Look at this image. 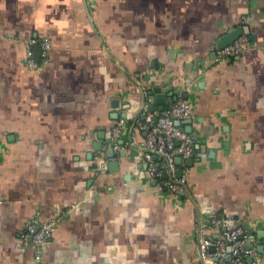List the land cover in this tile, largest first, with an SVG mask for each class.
I'll list each match as a JSON object with an SVG mask.
<instances>
[{
  "label": "crops",
  "instance_id": "crops-1",
  "mask_svg": "<svg viewBox=\"0 0 264 264\" xmlns=\"http://www.w3.org/2000/svg\"><path fill=\"white\" fill-rule=\"evenodd\" d=\"M237 25L250 45L214 60ZM40 35L48 57L29 66ZM174 96L194 139L181 193L146 175L135 123ZM66 208L41 264H199L211 210L263 233L264 264V0H0V264H33L26 220Z\"/></svg>",
  "mask_w": 264,
  "mask_h": 264
},
{
  "label": "built area",
  "instance_id": "built-area-1",
  "mask_svg": "<svg viewBox=\"0 0 264 264\" xmlns=\"http://www.w3.org/2000/svg\"><path fill=\"white\" fill-rule=\"evenodd\" d=\"M249 45L250 40L242 33L220 49H212L213 59L239 55ZM23 46L26 64L35 66L47 59L51 40L46 35L30 37L24 41ZM190 115L189 100L180 96L167 108L152 112L135 122L138 128L145 131L142 147L146 175L159 179L162 186L177 193L184 191L185 172L178 167L175 157H189L194 150V139L189 132L180 128L175 120L186 119ZM124 123V118L119 117L111 127L114 151L118 150L115 139L119 137ZM67 212L68 208L47 220L37 216L26 220L20 238L32 246L33 264L42 263L43 248L48 243L54 225ZM195 238L199 264H260V253L257 241L255 242L257 237L253 227L234 223L231 218L217 210L210 211L207 225L197 224Z\"/></svg>",
  "mask_w": 264,
  "mask_h": 264
},
{
  "label": "water",
  "instance_id": "water-1",
  "mask_svg": "<svg viewBox=\"0 0 264 264\" xmlns=\"http://www.w3.org/2000/svg\"><path fill=\"white\" fill-rule=\"evenodd\" d=\"M242 33L247 34V37H248L249 40H251V38L254 37L253 34H250L249 33V28H248L247 25H237L234 28H231L230 30H228L227 32H225L219 39H217L216 42H215V45L213 46V49H220L221 47H223L227 43H230L233 39H235L238 35H240ZM211 54L213 56L214 55V52H212ZM230 58L231 57H227V59H230ZM155 90L158 91V89H155ZM143 94H144V91H143ZM178 97H180V96H177V97L174 96L172 100H169L168 103H167L168 104L167 106H163V104L160 105V109H163L164 107L167 108L169 106V104H171ZM182 97H184V96H182ZM144 98H145V96H144ZM156 100L158 102H160V103H163V101H164L163 94L162 93H157L156 94ZM148 110L153 111L154 110V107L152 105H150L149 108H148ZM189 122H190V118H186V119H176L175 120V123L180 128H182V129H186V127H184V123H189ZM106 141L108 143H110V145L108 146L109 148H108V150L106 152V157H112V159H113L114 150H113V145L112 144L114 143V140L111 139V134H110V137H107L106 138ZM116 141L118 143H120V144L123 142L122 139L120 140L119 138L115 139V142ZM129 141L132 142V139H130ZM93 147L96 148V149H99V148H101V143H99V142L98 143H94L93 144ZM112 159L108 162V164H111V165L114 164V167L113 168H115L117 162L115 160H112ZM181 159L182 158H181L180 155H176V157H175L176 164H180ZM188 159H189L188 161H191V157L188 158ZM179 172H180V170H178V173ZM162 177H165V175H162ZM155 180H156V178H153V181H155ZM183 192H187V189H184ZM256 236H257V243H258L257 249L258 250H261V246L259 244V242H260L259 239L263 236V233L260 232V231H257L256 232Z\"/></svg>",
  "mask_w": 264,
  "mask_h": 264
}]
</instances>
